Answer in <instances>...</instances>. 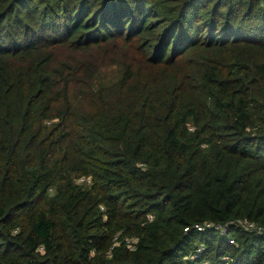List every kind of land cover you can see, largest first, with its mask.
I'll return each instance as SVG.
<instances>
[{
    "label": "trees",
    "instance_id": "16d2710c",
    "mask_svg": "<svg viewBox=\"0 0 264 264\" xmlns=\"http://www.w3.org/2000/svg\"><path fill=\"white\" fill-rule=\"evenodd\" d=\"M246 219L264 0H0V264H264Z\"/></svg>",
    "mask_w": 264,
    "mask_h": 264
},
{
    "label": "built area",
    "instance_id": "2783aa9c",
    "mask_svg": "<svg viewBox=\"0 0 264 264\" xmlns=\"http://www.w3.org/2000/svg\"><path fill=\"white\" fill-rule=\"evenodd\" d=\"M82 180H84V179H82ZM151 218H152V216H150ZM240 225H242V226H244V228H246V229H249V230H255V231H257V232H259V233H261V232H263L264 230H263V228L261 227V226H259V225H257V224H255V223H253V222H251V221H249V220H243V221H239L238 222ZM196 228L199 230V231H201V230H203L204 228H214V225L213 224H206L205 226H200V225H196ZM217 229H222V227L221 226H217L216 227ZM224 231H226V229H224L223 230V232ZM137 243V241L136 240H133V241H131V244L129 245L130 246V248L131 249H134L136 246H135V244ZM205 248L203 247V246H201L200 248H199V251H203ZM204 264H208V263H204Z\"/></svg>",
    "mask_w": 264,
    "mask_h": 264
},
{
    "label": "rangeland",
    "instance_id": "374dc122",
    "mask_svg": "<svg viewBox=\"0 0 264 264\" xmlns=\"http://www.w3.org/2000/svg\"><path fill=\"white\" fill-rule=\"evenodd\" d=\"M118 72V69L114 66H110L103 70L101 77H99V83H104L110 81L112 77H115Z\"/></svg>",
    "mask_w": 264,
    "mask_h": 264
}]
</instances>
